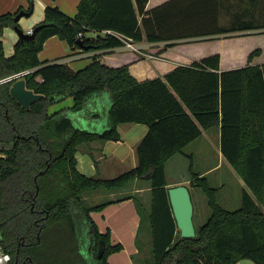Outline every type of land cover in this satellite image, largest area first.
I'll list each match as a JSON object with an SVG mask.
<instances>
[{
    "label": "trees",
    "instance_id": "1",
    "mask_svg": "<svg viewBox=\"0 0 264 264\" xmlns=\"http://www.w3.org/2000/svg\"><path fill=\"white\" fill-rule=\"evenodd\" d=\"M148 2L80 0L75 17L48 6L35 36L20 38L11 56L2 38L19 11L0 15V80L29 69L27 88L44 96L26 109L10 94V82L0 84V142L10 144L0 149V237L12 264H111L109 256L123 245L112 243L110 229L100 231L92 213L127 199L134 200L141 217L139 235L149 227L151 264H237L245 259L264 264V63L250 64L260 48L247 56L244 67L222 70V55L214 53L142 81L129 64L112 66L102 55H94L81 70L39 59L54 35L71 49L111 51L124 44L118 35L136 43L169 41L167 49L207 37L224 36L227 42L231 33L264 29V20L240 21L236 15L230 26L222 24L223 0H168L150 10ZM89 32L97 35L89 37ZM224 55L230 56V49ZM105 91L112 104L109 127L102 133L76 128L65 110L49 113L51 105L67 97L78 111ZM123 123L148 126L137 146L136 166L113 178L82 174L77 147L117 139ZM214 127L220 131L223 157L251 193L243 189L241 206L228 210L206 175L193 176L187 186L190 192L191 186L204 190L211 216L195 226V237L183 238L169 199L166 165ZM134 181L148 183V203L136 190L123 191ZM99 190L115 191L109 194L115 197L90 204L86 196ZM101 242L106 248L99 258Z\"/></svg>",
    "mask_w": 264,
    "mask_h": 264
},
{
    "label": "crops",
    "instance_id": "2",
    "mask_svg": "<svg viewBox=\"0 0 264 264\" xmlns=\"http://www.w3.org/2000/svg\"><path fill=\"white\" fill-rule=\"evenodd\" d=\"M166 1L168 0H149L147 9L150 10ZM79 2L80 0H33V8L30 14L33 18L32 20L24 21L22 25L28 28L27 32L35 29L36 26L45 19V9L48 6L58 7L68 16L75 17L71 15L75 14L76 5ZM262 2V0L258 2L255 0H239L241 7L236 15L241 16L240 21L254 20L255 22H263L264 17L263 19L261 17L264 13L261 9ZM222 4L223 8L221 15L227 11L226 4L229 6L226 0H223ZM29 9V0H0V15L7 13L16 14L18 11H29ZM229 12L232 13L233 11L229 9ZM14 24H16V22ZM91 34L97 35L96 32H91L90 35ZM230 35H234V37L230 38L229 42L225 41L222 44L215 42L217 39L216 37L211 39L207 37L199 40L197 43L174 45L167 49L163 48L169 41L158 43L144 41L140 42V46L141 44L145 46H141L144 53H135V51L133 52L124 47H119L111 51H87L79 48L71 49L65 41H61L57 36H53L45 41V47L47 51H49L48 57L42 58L44 54L41 51L39 53V59L42 62H66L73 69L81 70L92 62L94 55H102L103 61L109 65L120 66L129 64L131 73L140 81L164 76L179 65L191 64L195 60L214 53H220L222 55V70L246 66L247 56L257 48L261 49V54L255 56L250 64L261 65L264 63V29L245 33L234 32ZM19 39V34L13 32L11 27L5 29L2 40L6 56L13 55L15 44ZM151 46H154V48H150ZM155 48L161 50L160 53L152 54L151 50H155ZM227 49H230V56L224 55ZM111 104V95L109 92L105 91L89 98L84 107L78 111L72 110L74 100L72 97H67L63 101L51 105L49 107V113L52 114L65 110L67 116L71 119L76 128L102 133L108 129L110 124L109 110ZM117 131L119 134L117 139L106 141L96 140L90 143L80 144L77 147V168L82 174L86 176L112 178L136 166L137 146L146 135L148 126L141 123H123L118 125ZM204 131L205 130H203L202 135ZM220 155L223 157L221 151ZM214 168L213 166L210 169L202 171L201 174L206 175ZM192 177L193 176L189 178L179 177L178 179L170 181L167 176V180L169 186L179 184L188 185L190 182L189 179ZM239 177L238 182L241 187L242 199L243 189L250 190L247 188L242 177ZM140 190L141 189H137L136 191L142 195L143 191ZM230 201L231 196L228 197V202ZM96 214L102 216V221L97 220ZM92 217L94 219L96 218V224L101 232H106L107 229L111 230V241L113 244L121 243L123 245L121 251L112 253L109 256V263L151 264L150 243L145 245L142 242L146 238L150 239L149 231L146 230L149 227L145 225V230L139 235L141 217L133 199L112 203L100 212H93Z\"/></svg>",
    "mask_w": 264,
    "mask_h": 264
},
{
    "label": "rangeland",
    "instance_id": "3",
    "mask_svg": "<svg viewBox=\"0 0 264 264\" xmlns=\"http://www.w3.org/2000/svg\"><path fill=\"white\" fill-rule=\"evenodd\" d=\"M226 1L229 3V6L226 4L227 11L221 15V23L226 26H230L232 21L234 20V15H236V13L239 12L241 6L239 0H226ZM79 3L76 5L77 10L75 9V14L71 16H76L78 12ZM228 7L230 10L233 11L232 13L229 12ZM31 16L32 15L23 16L19 19V21L16 24L14 25L12 24L7 27H11L13 32L18 33L15 27L18 26L20 30L24 31V33H27L28 28H25V26H23L22 23L27 20H32L33 17ZM7 27H5V29ZM93 35L94 34H91L89 35V37H93ZM229 36L230 37L227 39V42H229L230 38L234 37V35H229ZM57 38L61 41H64L59 36H57ZM221 38H217L215 42H219V44L224 43L225 37L222 36ZM197 42L199 41H184V42L180 41V43L177 42L175 43V45L192 44ZM141 46L145 47L144 44H141ZM41 51L44 54L42 58L48 57L49 51H47V48L45 47V43L43 50ZM219 133L220 131L218 127L206 129L203 135H201L199 138H197L196 140H194L184 148L183 153H179L175 155L170 161L167 162L166 173L168 179L170 181H173L175 179H178L179 177L189 178L190 176H203L201 174L202 171L210 169L211 167L214 166L215 168L212 171L208 172V174H206L207 179L209 180V184L217 189L218 200L224 208L228 210H236L241 206V187L238 182L239 180L238 178H240L239 176L241 175L233 165L228 163V161L220 155ZM2 146L9 147L10 144L6 142H0V149ZM147 186L148 183L146 182L134 181L132 183H129L123 189V191L135 192V190L139 188H143L144 190L141 189L140 191H143L142 197L145 203H148L147 197L149 196V191ZM110 192L114 193L115 191H108V190L95 191L87 195L86 200L90 204H96L106 198L115 197V195H109ZM191 192L194 200L193 221H194V225L199 227L203 225L211 216L209 198L204 192V190L199 186H191ZM229 196H231L230 202H228ZM96 218L98 221H102L101 215L96 214ZM95 219L94 221L96 222ZM142 242L143 244L148 245L150 243V239L146 238ZM108 262H109V258H108ZM252 263L253 262L251 260L245 259L239 261L237 264H252Z\"/></svg>",
    "mask_w": 264,
    "mask_h": 264
},
{
    "label": "water",
    "instance_id": "4",
    "mask_svg": "<svg viewBox=\"0 0 264 264\" xmlns=\"http://www.w3.org/2000/svg\"><path fill=\"white\" fill-rule=\"evenodd\" d=\"M33 8V5H32ZM32 8L29 11L22 10L14 18L15 22H18L19 19L24 15H30ZM20 38L30 39L33 38L36 34L37 28L33 29V32L24 33L19 29L18 26H15ZM80 46H83V41H79ZM87 49V47H84ZM3 80V79H2ZM10 82V94L15 98L24 108L29 109L30 106L37 100L42 99L43 94L35 93L33 90L28 89L26 86V81L24 78L12 81L8 80L2 82ZM169 199L172 206L173 215L175 217L178 229L180 230V235L183 238H193L196 236V227L194 225L193 216H194V204L192 201V196L190 189L185 184H179L175 186H170L169 190ZM105 244L101 242L98 250L97 256L99 258L105 252Z\"/></svg>",
    "mask_w": 264,
    "mask_h": 264
},
{
    "label": "built area",
    "instance_id": "5",
    "mask_svg": "<svg viewBox=\"0 0 264 264\" xmlns=\"http://www.w3.org/2000/svg\"><path fill=\"white\" fill-rule=\"evenodd\" d=\"M32 32H33V30L29 31L30 34ZM107 33H111V31L110 30L103 31V34H107ZM118 36L124 42L122 47H124L126 49H130V50L138 52V53H144L142 51V47L140 46V44L134 42L132 38L124 37V36H121V35H118ZM29 72H30V70L28 69V70H24V71L15 73V74L3 79L1 81V83L5 82V81H8V80L15 81V80L24 78V76L26 74H28ZM0 264H11V254L5 250V248L3 246V243H2V240H1V237H0ZM252 264H256V263L253 262Z\"/></svg>",
    "mask_w": 264,
    "mask_h": 264
},
{
    "label": "flooded vegetation",
    "instance_id": "6",
    "mask_svg": "<svg viewBox=\"0 0 264 264\" xmlns=\"http://www.w3.org/2000/svg\"><path fill=\"white\" fill-rule=\"evenodd\" d=\"M12 261H13V259H12V256H11V264H12ZM17 264V263H16Z\"/></svg>",
    "mask_w": 264,
    "mask_h": 264
}]
</instances>
